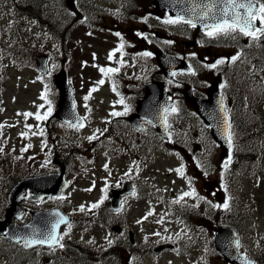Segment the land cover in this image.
<instances>
[{"label":"flooded vegetation","instance_id":"1","mask_svg":"<svg viewBox=\"0 0 264 264\" xmlns=\"http://www.w3.org/2000/svg\"><path fill=\"white\" fill-rule=\"evenodd\" d=\"M58 16L60 19H63L66 16V13L64 10H62V12L59 10ZM161 16H165L166 18L167 15L164 14ZM156 18L157 16L155 12L149 15V33L154 37L157 35V29L155 26ZM130 22L132 24L126 29L122 28L121 32L127 34V37L130 40H135L134 35L143 28L135 20H131ZM120 25L122 26L121 23ZM187 32L188 28L183 25L180 34L175 36L164 35V37L169 41L174 40L177 43L174 50L176 55L186 57L189 62H191V60L195 61L196 58L203 60L204 54L202 51L192 55L188 51L189 48L183 46V42L187 40V38H184L187 36ZM150 45L151 48H155L153 42H150ZM227 57V51L218 48L215 51L213 62L214 64L220 59L225 61V63L217 65L215 75L213 76L215 77L214 79L218 81L220 90L224 95L225 92L223 86L228 83V74L225 67ZM129 68H134V65L120 64L118 72L107 73V75L113 76L109 79L108 84L105 83V87L108 92H110L106 104L108 113L101 118L103 125L97 132L98 137L92 140L83 138L75 143H71L69 140L65 139L67 140V142H63L65 146L70 145V147H75L72 149V152L68 153L70 160L69 166L61 164V156H55L54 158L51 154H43L37 159V166L41 165V168H43L38 174L65 168L69 178H72V176L77 178L80 174V170L76 164L79 162L85 163L91 159L92 170L104 171V182L107 187L103 192V201L109 202L111 197L110 190L112 188L121 187L124 180H129L132 183L134 193L126 194L122 197V208L117 212L118 217H123L128 210L127 201L133 197L142 196L144 186L143 184H140V176L141 174L148 176L150 170L154 168L157 152L167 154L173 153L175 149L179 150V152L186 157L188 163L195 167H199L198 163L206 164L211 162L212 174L209 173V171L207 172L206 169H199L200 174L195 179V185L207 186L209 191L213 194L215 192L218 193L221 183L220 147L218 143L211 138L208 131L171 132L168 137H164L158 134L155 127L147 121L140 120L142 125L140 129H136L132 125L130 118L134 114L133 112L135 111L136 101L142 95L143 90L142 83H137L136 76L134 77L131 73H128L127 70ZM149 73L150 76H155L156 70ZM157 75L160 77L162 76L158 71ZM243 77L246 79L245 81L247 84H243L242 86L241 83H238L239 86L236 84V79L234 77L233 93L230 95V116L233 121H241L242 117H245L256 121L260 119L261 123H264V70L261 74L262 87L253 84V78L250 73L244 74ZM179 81H182L184 86L191 85V81L194 82L189 79ZM256 86L261 89L258 94L254 93ZM113 88L117 89L116 92ZM193 90L199 97L205 98L207 96L206 87L204 85L193 86ZM117 91L120 92V96L117 95ZM121 100H123V103H120ZM125 107L129 109L126 115H111L113 112H124ZM259 108L260 110L258 111ZM188 109L192 111V106L185 98H182L181 111L187 112ZM236 152V150H232L229 158L233 157ZM13 160L17 166L15 172L12 173L11 168L9 173L4 172L7 178V187H10L14 181L28 176L27 168L29 165L27 164V156L23 155L22 158L12 157V161ZM73 161L75 162L74 165H72ZM215 162L218 164V168H216ZM105 165H107V168H105ZM136 171L140 173L139 178H137ZM29 195L30 194L27 193L23 202L27 203L30 201ZM63 197L64 196H47L39 201V203L43 204L57 201ZM250 252L254 253V250L251 249ZM255 258L258 264L263 261V257L258 254Z\"/></svg>","mask_w":264,"mask_h":264},{"label":"rangeland","instance_id":"2","mask_svg":"<svg viewBox=\"0 0 264 264\" xmlns=\"http://www.w3.org/2000/svg\"><path fill=\"white\" fill-rule=\"evenodd\" d=\"M147 3V1H146ZM50 10V9H49ZM136 10L134 9L133 13H135ZM52 14V13H51ZM8 22H11V26L9 25V31L7 32V36L4 35V39L11 41L12 40V33L14 31H18L20 33H25L26 31H29L30 34L34 33L36 34V29L33 27V25H28L27 22L29 21L26 16L23 13L16 12L11 5H8L5 0H0V25L7 24ZM0 27V33H3L6 29ZM23 34H19V37L21 38L22 42H26V38L23 36ZM231 37L233 42L230 40L224 41L225 46H242L247 47V41L246 37L242 34H234ZM215 38V37H212ZM48 46V50H51L50 48L52 46V40H46V43ZM19 46L22 47L21 44H15L14 47ZM89 45L86 46L88 48ZM78 53V52H77ZM9 56V54H8ZM83 55H80L82 57ZM211 56V55H210ZM0 57H5L3 53H0ZM3 62H6V60H3ZM238 62L239 64L230 68L228 70L229 74H231L232 71L235 69L239 70L238 75L235 77L236 84L239 86L238 83L247 84L246 79L243 77L241 71L243 70V62L241 63L238 59L235 61V63ZM263 64L260 62V65ZM202 66H199L200 68ZM28 69V75L25 78H18L15 75H11L10 79V86L7 87V89L2 93L5 96V101L0 98V115L7 117L11 122L13 120H16L17 117L23 118V113H33L32 116H35V114L39 111L41 115H44V113L47 111V107H40L41 102L38 98V93L40 90L43 89V85H41V82L36 78L35 72L31 67H26ZM16 69V68H15ZM201 69V68H200ZM253 69V68H252ZM20 69H16V73ZM79 70V69H78ZM261 69H259L258 74H261ZM201 72V71H200ZM11 73H13L11 71ZM252 71H250L251 75ZM211 73L209 71L205 70L202 67V72L197 75L199 77V81L203 82V80H207V76H209ZM81 78V77H80ZM76 76V81H79L82 86H79V99H81V105L83 109L92 106L93 110L91 113V116L93 120H98L99 117L102 115V108H101V102L103 100L104 92L102 90H96L94 93V96H90L88 92H85V88L83 87V83L81 82V79ZM192 79H195L194 77ZM228 88L233 89L232 84L228 82ZM227 88V90H228ZM259 87H255L254 93L258 94L260 93ZM48 91H51V88L48 86ZM88 97L86 100L85 97ZM176 113L172 114V125L174 128L176 126H182L181 123H179L176 119ZM8 124V123H7ZM199 125V123H197ZM58 127H65V125H58ZM32 131V130H31ZM88 130H82L78 132V135L80 137H83L86 135ZM36 138L35 140H37ZM264 142V141H263ZM262 142V143H263ZM253 145L255 144V140L252 141ZM260 145V144H259ZM0 147L5 148L2 149L0 152V155L5 156L6 152L5 150L8 148L7 144H4V141L0 139ZM258 149L260 152L256 153V157L258 160L254 161L253 163L246 164L241 166L239 169L242 168V170H233L227 169V166H225L224 163L221 162V170H222V183H221V195H220V203L219 204L224 205L227 203L228 207L224 208V210L221 209V218L227 217L225 216L228 212H230V216L234 218L239 226L240 230L242 232V237L244 240H246V236L250 241H254V238L256 236V232L263 231L264 232V153L262 146H258ZM0 162H6L5 159H1ZM172 168L174 170V173L172 174V183L175 184L177 182V174L175 171L176 163L171 162ZM160 165L162 167H165L164 162H160ZM156 168L159 169V167L156 165ZM156 168L153 169L151 172V178L153 176V172L157 173ZM212 170V169H211ZM236 176V177H234ZM234 177V178H233ZM179 184H184L183 180H178ZM226 182V183H225ZM225 183V185H224ZM232 191L230 193L229 191ZM70 191V196H76L75 194ZM204 195H206L204 193ZM97 194H93L91 196L89 195H81V197H85L86 200L81 203L78 199L75 200L78 203V206H84V211L87 213L88 218L91 215V198L96 197ZM71 199H69V202L62 203L66 207V211L68 212H75L76 204H72L70 202ZM137 202L136 199H132L131 204L135 205ZM232 203L233 208L230 209V204ZM138 207L140 208V211L133 214L131 217L133 221V224L138 226V239L143 246L150 245L152 242H154L157 238H169V239H179L183 241V243L186 244H192L194 240L193 234L186 230V228H190L188 225H183V223H179L178 220L173 219L171 216H168L169 219L166 220L165 218H160L157 215V208L152 209L149 204H146L144 202H138ZM212 203L210 204V207H212ZM47 207H50V204H48ZM81 211V210H80ZM151 213V214H149ZM75 217V221L71 227H65L64 233L67 235L70 239H75L77 243L84 244L86 246L84 251L87 252H95L99 247L100 244L98 242L104 241L108 238L110 239H117L120 238L114 232L111 230L113 223L116 221L115 219H98V218H90L87 219V217ZM137 219V220H136ZM257 229V230H255ZM197 234H200L199 231H196ZM209 242V241H208ZM185 244V245H186ZM245 244V242H244ZM73 248L75 255H83L84 252L82 250L74 248V246L71 245ZM208 244L207 241L204 240L202 243L195 247H190L187 250H183L180 253H170L166 256L162 257L160 260L154 261L152 258L148 257L146 259H142L140 261H137L136 264H222V261H219L217 256L213 255V253L210 251L208 257L205 256V253L207 252ZM205 250V251H204ZM13 252L17 254L18 247H13ZM43 251L39 250L36 251L34 255H32V261H38L41 258H43ZM120 260L118 258H113L110 260L109 264H121L119 262ZM27 263L25 260L22 261V264ZM84 264H92L89 262H86Z\"/></svg>","mask_w":264,"mask_h":264},{"label":"water","instance_id":"3","mask_svg":"<svg viewBox=\"0 0 264 264\" xmlns=\"http://www.w3.org/2000/svg\"><path fill=\"white\" fill-rule=\"evenodd\" d=\"M209 0H156L157 7L160 8V5L164 7V9H168L174 15L183 16L186 19H192L194 23L197 25L203 26L204 23H213L214 21L211 18H207L203 21L197 19V16L201 15L204 5L207 4ZM220 5H218L219 7ZM195 9V12L193 11ZM61 82V83H60ZM58 81L59 87H61L62 99L60 103L59 111L57 112V116H62L66 118L74 117V105L69 102V94H71L69 86L65 83V76L62 74V80ZM70 87V86H69ZM163 85H159L158 97L164 99L165 93L162 92ZM216 85L214 84L209 90L210 94V103L207 105L197 104V108L204 120L211 125L212 133L214 137L220 141L222 147L225 150H228L229 144L227 140L228 132H229V124L228 119L225 115L224 106L221 101V97L216 90ZM156 98L155 107L156 110L152 111V119L156 123L157 128L162 130L164 128V121L162 118L164 105L163 102ZM171 106L170 104L168 105ZM216 106L221 109L220 117L215 116ZM23 185L20 186V188ZM65 184L63 183L60 188V192H62ZM19 191V190H18ZM16 192V195L18 193ZM116 206V205H114ZM17 213V209L15 206L9 211L7 220L0 224V232L4 228V226L9 225L8 227V235L15 241L23 240L24 246L27 241L41 238V234H47L51 230V226L57 221H61L63 217V221H61L57 228L56 234L59 236L60 227L62 224L66 223L69 218L63 214L60 209H53L48 212H39L35 214L34 222L27 228L24 226H15L11 225L10 222L12 217ZM214 242L216 247L221 251L224 258L232 263L238 264H253L252 261L244 256L241 252L238 245V235L234 228L229 226H221L215 229L214 231ZM36 244H32L27 248H30ZM47 245V244H45ZM26 247V246H25Z\"/></svg>","mask_w":264,"mask_h":264},{"label":"snow or ice","instance_id":"4","mask_svg":"<svg viewBox=\"0 0 264 264\" xmlns=\"http://www.w3.org/2000/svg\"><path fill=\"white\" fill-rule=\"evenodd\" d=\"M218 5L220 6L218 7ZM193 11L195 12V9H193ZM207 18H211L214 21L213 23L210 24L209 23L203 24V27L206 30V35L209 37H219L223 35V36H233L234 38V34L239 33L246 37L251 38V40L253 41L264 40V2H261V0H209V2L204 5L201 15L197 16V19L200 21H203ZM182 22L188 23L192 27H196V23H194L192 19L185 20L183 16H178L175 19L169 17L168 19L163 21V23L165 24H179ZM257 24L259 26H257ZM116 35L119 36L120 34L116 33ZM137 35H141V34L137 33ZM144 38L147 39V37ZM122 48H123V44L120 45V48L117 49V51H119ZM114 55L115 52L110 53L109 60H111ZM141 55L144 57H150L152 53L146 51L141 53ZM231 59L234 61L237 59V57L234 56ZM223 63H225V61L223 59H220L217 60L214 64L205 65V66L210 68H216L217 65ZM99 70L101 71V73H115L119 71L118 68H107V69L100 68ZM48 74L50 75V73ZM172 75L174 76L176 75V73L174 72L172 73ZM99 83L103 84L104 81L101 80L99 81ZM95 90L96 89L93 88L91 91H95ZM113 90L115 91V88H113ZM41 98L47 102L49 107L47 111L44 113V115H41L39 111L35 114V119L37 121L46 120L48 116L52 113V108H51L52 101L48 99V85H45V93L42 94ZM85 99L87 100L88 97L86 96ZM120 103H123V100H121ZM40 107H43V105H41ZM128 111L129 109L125 107L124 112H113L111 115L122 116V115H126ZM167 111L168 110L165 109V112ZM172 111H176V109L173 108ZM23 115L25 116V118H27L32 116L33 113H23ZM26 127H30V126L26 125ZM79 127H83V124H80ZM95 138L96 137L94 136L89 137L90 140ZM227 140L229 147L231 148L232 134L230 132L228 133ZM29 147H31V145H29ZM225 166H227V164ZM105 168H107V165H105ZM175 171L180 176L184 175L183 166H181L178 169H175ZM189 184H191V180H189ZM190 195H195L194 190L192 192L183 193V196L180 199L182 200L184 197ZM174 202L179 203L180 201L177 200ZM91 207L97 208L99 207V204L98 203L93 204ZM223 207L227 208L228 207L227 203H225ZM80 210L84 211V206H81ZM63 219L64 218L62 217L61 221H63ZM61 221H57L56 223H54L51 226V230L47 234H41V238L27 241L25 246L28 247L31 246L32 244H40V245L47 244L50 247L52 245H59L61 248L64 247V245L60 243V241L63 240L64 237L63 236L58 237L56 234V228ZM69 227L71 226L69 225ZM109 243H111V241H109Z\"/></svg>","mask_w":264,"mask_h":264}]
</instances>
